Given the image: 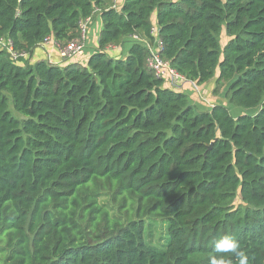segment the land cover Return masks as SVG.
Listing matches in <instances>:
<instances>
[{"label":"trees","instance_id":"trees-1","mask_svg":"<svg viewBox=\"0 0 264 264\" xmlns=\"http://www.w3.org/2000/svg\"><path fill=\"white\" fill-rule=\"evenodd\" d=\"M109 1L0 0V38L29 56L78 38L96 11L101 22L85 65L0 50L2 264H208L223 235L264 264V0ZM154 21L162 61L197 86L214 80L213 95L227 85L254 114L196 112L135 41L106 55L129 37L152 44ZM152 220L165 227L157 246Z\"/></svg>","mask_w":264,"mask_h":264},{"label":"rangeland","instance_id":"rangeland-1","mask_svg":"<svg viewBox=\"0 0 264 264\" xmlns=\"http://www.w3.org/2000/svg\"><path fill=\"white\" fill-rule=\"evenodd\" d=\"M115 3H117L116 0H111L109 2L106 3V6H113L115 7ZM99 16V12L96 11L93 15V17L88 21V22H82L81 23V30L85 29L88 31V28H90V26H93L94 24H96L98 22V17ZM133 40L134 41V37L131 38H126V41H130ZM226 42V38L224 37V34L221 35L220 37V44L223 46V44ZM122 42H119L118 44L114 45V46H120L121 48L123 47ZM124 49V48H123ZM119 49H117L116 51L118 52ZM106 55H108L106 53ZM109 56V55H108ZM34 58V57H33ZM28 62V61H26ZM191 83V82H189ZM165 85L168 86L169 88V84L165 83ZM193 84L192 87L193 89H196L195 91H193L194 95H195V99H193L192 95H186L187 99H188V103L193 107V109L196 112H208L212 106L214 105H221L223 107H225L229 114L235 118L237 116H239L240 114H247V115H253L254 111L252 110H240L236 107H234L233 105L230 104L229 99H228V94H227V85L222 88L217 95H213L212 91L214 88V80L213 81H209L207 84L203 85V86H197L195 83H191ZM171 89V88H169ZM173 90V89H171ZM176 92H181V91H176ZM183 93V92H181ZM185 94V93H183ZM10 111L13 114V116L17 119H21V117H19L17 114H15L13 112V110L11 109L10 106ZM100 202L101 204H104L105 206H107L108 208L113 207L114 210L116 211V206L113 204L112 200H111V195L110 194H104L102 196V198H100ZM235 207L244 209L245 205L241 203V201L239 200V198H237V200L234 203ZM164 223L160 220H152L148 222V226H147V230H146V238L147 241L153 245V246H157L158 243H161L163 241L164 238ZM3 258H4V254L0 253V264L3 263Z\"/></svg>","mask_w":264,"mask_h":264},{"label":"built area","instance_id":"built-area-1","mask_svg":"<svg viewBox=\"0 0 264 264\" xmlns=\"http://www.w3.org/2000/svg\"><path fill=\"white\" fill-rule=\"evenodd\" d=\"M85 22H88L85 21ZM151 35L153 36L152 44L146 40H140L134 37V41L140 43L148 51L149 58L147 60L148 68L153 71L159 79L169 84V88L173 90L181 89L182 85L188 83L184 77L178 75L168 63L162 61L159 57L161 43L157 38V30L152 27ZM87 38V30H81L80 36L68 42L62 49L59 50L61 61H69L75 56L82 55L85 52V44ZM131 38V37H129ZM46 42V41H45ZM0 50L5 51L12 61H24L29 59L26 53L16 52L13 48V43L7 38H0Z\"/></svg>","mask_w":264,"mask_h":264},{"label":"crops","instance_id":"crops-1","mask_svg":"<svg viewBox=\"0 0 264 264\" xmlns=\"http://www.w3.org/2000/svg\"><path fill=\"white\" fill-rule=\"evenodd\" d=\"M117 3H115V8L116 10L120 8L123 0H116ZM99 20L96 24L93 26H90L87 31V38H86V44H85V52L82 55H78L70 59L69 61H61L59 57V50L64 47V45H60L59 43H56L52 37H50L46 42L38 45L33 51L31 56H29V63H34L36 61H46L47 63L57 65V66H65L68 63H78L80 65H85L87 62V59L89 58V55L93 53L95 50L98 48V35L101 30V22H100V15L98 16ZM89 21V20H88ZM152 27L158 30L156 23L152 24ZM133 42V40L126 41L124 39L122 41V48L120 46H111L108 47L105 50V53H107L109 56L114 57V58H122L126 55L128 48L130 44ZM118 52L116 51L119 49ZM124 48V49H123ZM34 57V58H33ZM193 84L191 83H185L182 85L181 89L179 90H171V91H181L185 93V95H192L193 99H195V95L193 91L196 89H193L192 87ZM167 86V85H166ZM168 88V86H167Z\"/></svg>","mask_w":264,"mask_h":264},{"label":"clouds","instance_id":"clouds-1","mask_svg":"<svg viewBox=\"0 0 264 264\" xmlns=\"http://www.w3.org/2000/svg\"><path fill=\"white\" fill-rule=\"evenodd\" d=\"M208 264H248V256L232 236L223 235L213 241Z\"/></svg>","mask_w":264,"mask_h":264},{"label":"water","instance_id":"water-1","mask_svg":"<svg viewBox=\"0 0 264 264\" xmlns=\"http://www.w3.org/2000/svg\"><path fill=\"white\" fill-rule=\"evenodd\" d=\"M97 43H98V40H97Z\"/></svg>","mask_w":264,"mask_h":264}]
</instances>
